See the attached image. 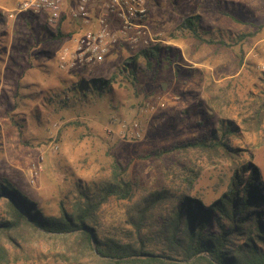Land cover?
<instances>
[{"label": "rangeland", "instance_id": "374dc122", "mask_svg": "<svg viewBox=\"0 0 264 264\" xmlns=\"http://www.w3.org/2000/svg\"><path fill=\"white\" fill-rule=\"evenodd\" d=\"M148 8V34L137 44L120 41L103 64L68 71L57 59L66 35L75 34L71 22L63 21L65 36L58 40L43 15L9 19L10 11H0V180L47 216H58L62 202L72 208L79 187L93 192L109 179L114 160L127 167L124 178L137 188L136 200L166 191L199 195L208 207L248 163L264 185V124L250 133L243 124L253 103L264 102V0H148ZM193 16H200L202 38L213 43L183 28ZM155 49L150 66L141 52ZM83 75L110 81L112 93L75 94ZM222 121L238 128L228 140L235 158L176 149L203 141ZM135 124L140 138L133 136ZM132 204L107 203L101 233L129 238L125 218ZM27 242L11 264H78L67 261L58 238Z\"/></svg>", "mask_w": 264, "mask_h": 264}, {"label": "trees", "instance_id": "16d2710c", "mask_svg": "<svg viewBox=\"0 0 264 264\" xmlns=\"http://www.w3.org/2000/svg\"><path fill=\"white\" fill-rule=\"evenodd\" d=\"M200 20V16L189 17L183 28L201 42L213 43L200 35ZM50 34L58 40L65 36L62 29ZM156 52L159 50L141 53L149 62L156 58ZM136 60L132 58L127 64ZM84 79L85 75L76 83L75 94L112 93L110 81ZM252 107V116L243 120L249 133L260 131L264 124V102L255 101ZM237 133L238 128L222 121L220 129L203 141L176 149L222 151L235 158L228 140ZM126 170L114 160L110 178L93 192L79 187L72 208L62 202L58 216L45 215L8 179L0 180V264L19 262L27 250V240L37 236L62 240L69 252L67 261L78 264H264V185L254 165L236 169L227 192L208 207L202 205L199 195L172 197L166 191L136 200L137 188L125 180ZM111 200L133 203L125 218L129 238L100 231V214ZM171 201L173 206L163 209Z\"/></svg>", "mask_w": 264, "mask_h": 264}, {"label": "built area", "instance_id": "2783aa9c", "mask_svg": "<svg viewBox=\"0 0 264 264\" xmlns=\"http://www.w3.org/2000/svg\"><path fill=\"white\" fill-rule=\"evenodd\" d=\"M20 15H43L53 34L63 31L64 20L80 27L79 32L64 38L58 63L67 71L101 65L112 47L122 41L137 44L148 34V0H24L9 12L8 18ZM133 133L141 137L137 124Z\"/></svg>", "mask_w": 264, "mask_h": 264}, {"label": "crops", "instance_id": "0c3cea01", "mask_svg": "<svg viewBox=\"0 0 264 264\" xmlns=\"http://www.w3.org/2000/svg\"><path fill=\"white\" fill-rule=\"evenodd\" d=\"M23 0H0V11H2L3 13L1 14H5V12L7 13L8 11H11L13 9H15L20 2H22ZM9 13V12H8ZM8 16V15H7ZM22 17V19L24 18H29V17H26L27 15H20ZM94 16L96 17L97 16V11H94ZM69 21V20H68ZM25 22V21H24ZM71 22L69 24V29H70V32L74 33L75 34L77 32H79V26L75 23V22H72V21H69ZM63 28H64V24H63ZM45 59H48V58H45ZM59 59H57V62H58ZM48 62V61H47Z\"/></svg>", "mask_w": 264, "mask_h": 264}]
</instances>
